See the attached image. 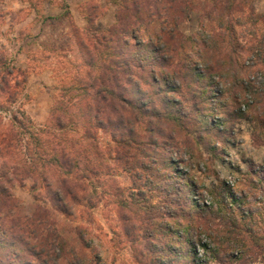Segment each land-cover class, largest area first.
<instances>
[{
    "label": "trees",
    "instance_id": "1",
    "mask_svg": "<svg viewBox=\"0 0 264 264\" xmlns=\"http://www.w3.org/2000/svg\"><path fill=\"white\" fill-rule=\"evenodd\" d=\"M108 1L116 6L115 22L106 28L96 25L94 30H80L83 39L77 44L88 58L75 66L76 75L68 83H61L53 96L46 121L36 124L22 108L20 100L16 110L9 111L6 124L0 126V208L5 205L7 210L0 218L11 215L9 188L13 184H28L35 200L42 202L33 209L31 217L23 215V219H16L18 236L11 243H20L28 255L45 264L53 260L60 264L71 254L67 251L71 242L51 215L47 201L38 198L39 192L46 189L55 210L67 216L72 213L74 202L91 205V195H97L100 189L103 195L108 194L114 199L113 203L120 211L130 212L124 214L123 220L134 218L138 221V230L126 228L123 232L125 237L131 238V247L135 246L133 256L136 260H141L138 252L134 255L136 243L149 241L144 244L141 255L143 259H149L150 264H177L180 259L186 264H207L196 257L195 247L187 237L183 240L188 249L179 253L175 250L179 230L186 234L198 227L202 223L197 220L199 218L207 222L203 232L217 223L219 232L227 234L221 241L218 239L215 251L208 243L201 244L208 254H213V259L221 260L219 253L225 247V257H229L231 264L245 262L246 252L252 253L255 249L249 260L259 258L264 263V230H251L253 223L257 224L256 213L243 209L242 198L232 196L229 202L231 206L237 204V209H243L238 219L222 203L202 201L197 204L195 198L179 192L184 191L183 184L191 192L189 181H178L179 170L174 169L172 184L167 182L162 188L161 174L150 166L149 160L158 163L155 156L151 157V153L160 148L159 141L154 138L158 130L152 121L163 110L154 106L151 111L140 105L136 98L142 93L143 84L163 86L154 74V68L147 70L149 60L154 65L158 59L164 62L174 77L192 75L210 83L220 80L224 85L220 89L222 94L227 92L224 78L237 74L240 57L245 54L253 65L262 68L259 79L242 82L243 101L238 102L235 97L236 103L240 104L237 114L244 116L250 107H261L254 114L249 111L250 115L246 116L250 122L264 124V13L256 10L255 0ZM61 5L68 12L66 0ZM194 12L196 29L182 31L179 26ZM72 47L70 38L61 46L49 45L53 51L62 52L72 50ZM143 51L146 54L141 55ZM173 61L183 68L172 64ZM0 69L8 75L15 69L20 74L23 72L5 60L0 61ZM8 83L6 76H2L0 93L6 92ZM13 85L19 87L21 81L15 80ZM176 89L175 86L170 88L171 91ZM9 102L15 104L16 99ZM174 104H177L174 99L167 102L166 111L177 121L172 108ZM243 105L246 110H241ZM149 110L152 113L148 116ZM166 164L169 165L166 167L174 166L172 162ZM114 174H124L130 179L131 188L126 186L127 193L125 190L113 192L111 183L106 184ZM225 188L224 185L219 193L226 195ZM163 193L171 198L174 209L177 207L174 214L181 212L182 216L178 218L160 210L163 203L169 204L166 197L161 196ZM260 199L264 202V196ZM149 210H155L157 215L144 225L143 215L149 219ZM135 213L138 216L132 217ZM209 214H213V218H208ZM259 216L264 222V214ZM142 229L144 232L150 230V234H141ZM8 232V224L1 222L0 233L6 236ZM157 242H161L164 253L160 263L155 249ZM233 249L238 250L237 255H231Z\"/></svg>",
    "mask_w": 264,
    "mask_h": 264
},
{
    "label": "rangeland",
    "instance_id": "2",
    "mask_svg": "<svg viewBox=\"0 0 264 264\" xmlns=\"http://www.w3.org/2000/svg\"><path fill=\"white\" fill-rule=\"evenodd\" d=\"M66 2L68 12L61 5L63 0H0V37L7 36L8 38L9 30L17 31V35L22 36V33L29 28L30 36H36L35 43L27 45L30 50L27 52L26 67L22 68L12 64L16 68L22 69L21 74L15 69L8 75L0 69V80L5 75L9 81L6 92L0 93V114H2L0 126L6 124L9 111H15L20 100H22V108L36 124L44 123L48 117L53 96L58 92L61 83H68L76 75L75 66L82 63L84 58L85 60L88 58L83 55L84 52H80L81 48L77 44L83 39L80 30L88 28L94 30L93 27L96 25L106 28L116 20L117 9L111 1L66 0ZM254 6L257 11L264 13V1L255 0ZM44 8H46L45 12L42 13ZM34 10L37 16L33 15L35 14ZM43 14L52 18L45 22ZM179 27L182 31L195 30L197 27L196 13H192L190 19L181 23ZM67 38L71 40L72 50L62 52L49 48V45L53 44L61 46ZM247 38V41H250L249 37ZM38 40L42 41L39 43ZM143 54L146 53L143 51L141 55ZM3 60L8 62V59H5V53L0 51V61ZM156 61L155 65L154 63L150 64V60L145 65L147 70L154 68V74L160 79L163 86L143 84L142 93L136 98L140 105L148 107L151 111L154 106L163 110L158 118L152 121L158 130L155 132L154 138L159 141L160 148L152 152L151 157L155 156L158 163L153 164L149 160L150 166H153L161 174L159 183L163 186L162 188L167 182L172 184L171 177L174 174V169L179 170L181 173L178 181L191 183V192L189 188H185L186 184L182 185L184 191L179 190V192H183V195L195 198L197 204L202 201L222 203L238 219H240L241 210H251L256 213L257 219V224L253 223L254 226L251 230L258 228L264 230V222L259 216L261 213L264 214V202L260 199L261 196H264V124L258 121L250 122L246 116V114L250 115V112L254 114V111L261 107L254 105L249 108V112L243 105L241 110L247 111L243 116L237 114L239 103H236V98L238 102L243 101L241 97L242 82L248 79H259L262 66L253 65L248 55L242 54L237 74L228 79L224 78L227 92L221 94L220 89L224 85L222 81L220 83L219 79L214 78L216 81L219 80L218 83H210L192 75L187 78L182 75L174 77L169 74L170 69L164 62L159 59ZM8 64H11V60ZM172 64L183 68L176 61H173ZM134 79L136 80V77ZM15 80L21 81L19 87H14ZM171 86H175L177 89L171 91ZM14 99H16L15 104L9 102ZM173 99L177 103L172 105L174 115L178 117L177 121L171 119V114L166 111V103ZM150 110L148 116L152 113ZM186 128L191 133H188ZM147 136L149 139V132H147ZM168 162H172L174 166L166 167L169 166L166 164ZM110 183L113 192L125 190L127 193L126 186H131L130 179L124 174L119 176L114 174L106 182V184ZM224 185L226 186L224 189L226 195L219 193ZM99 190L97 195L95 193L91 195V205L88 206L86 205L88 203L83 201H80L79 204L74 202L71 207L72 213L67 216L55 210V204L51 202L46 189L39 192L38 198L47 201L51 215L57 219L55 220L57 225L63 229L71 242L67 250L71 254L59 263L150 264V260L143 259L144 256L141 255L144 244H148L149 241H145L143 244L136 243L134 255L138 252V256L141 258V260H136L133 256L135 249L133 247L135 246L131 247L130 245L131 238L123 235L126 228H130V231L138 230V221L134 218L123 220L124 214L129 215L130 212L120 211L113 203L114 199L108 194L103 195ZM9 192L12 195L8 204L11 215L8 218H0V224L1 222L8 224L10 232L6 236L0 233V245L1 242L3 244L0 246V264H45L28 255L20 243H11L12 239L14 240L18 236L16 235L18 232L16 219H23V215L31 217L33 209H37L36 205H41L42 202L35 200L34 193L30 191L28 184L24 186L13 184L9 188ZM163 195L164 193L161 196ZM164 196L169 204L163 203L160 210L178 218L182 216L181 212L174 214L177 207L174 209L175 204L171 202V198ZM232 196L242 198L243 209H237V204L235 207L230 205ZM5 208V205L0 208V216H4L3 214L7 212ZM154 211L149 210V217H147L149 219L143 215L144 225L147 220L155 218L154 214L157 215V212ZM136 216H138L137 213L132 214V217ZM209 216L208 218H213L214 215L209 214ZM197 220L202 223H199L198 227L188 230L186 234L179 230L180 238L177 239L175 250L179 253L188 249V244L183 240L187 237L195 247L196 257L201 259L202 263L231 264L229 257H225L227 256L225 247H223L224 251L219 253L221 260L216 261L212 258L213 254L211 252L208 254L201 245L208 243L215 251L218 249V239L221 241L227 234L219 232L220 227L217 223L211 226L209 231L203 232L207 222L199 218ZM4 228L6 227L4 226ZM141 234L148 236L150 230L146 229L145 232L143 230ZM23 236L28 239L26 233ZM243 236L248 238L246 234ZM149 247L152 249L151 244ZM160 247L161 242L155 243L159 263L164 255L162 247ZM237 251L233 249L231 255H237ZM255 252V249L252 253L246 252L247 261H238L239 263L234 264H264L259 258L253 261L249 260ZM176 263L186 264V261L180 259ZM48 264H56V261L53 260Z\"/></svg>",
    "mask_w": 264,
    "mask_h": 264
},
{
    "label": "crops",
    "instance_id": "3",
    "mask_svg": "<svg viewBox=\"0 0 264 264\" xmlns=\"http://www.w3.org/2000/svg\"><path fill=\"white\" fill-rule=\"evenodd\" d=\"M45 9L46 8L42 10V13L45 12ZM33 15L37 16L36 11H35V14ZM43 15H44L43 17L45 18V22H47L49 20L48 19L49 15L47 14H43ZM43 17H42V20L44 19ZM29 29L25 30L26 32L22 33V36H18L17 31L13 32L9 30L8 38L7 36L0 37V51L5 53V59H8V62L9 60H11V64L18 65L22 68L26 67L27 65V52L30 50V48H27V45H30L28 43H35L34 40L36 39V36H33V35L30 36V33H28ZM31 31H33V28H31ZM41 41L42 40H38L39 43Z\"/></svg>",
    "mask_w": 264,
    "mask_h": 264
}]
</instances>
